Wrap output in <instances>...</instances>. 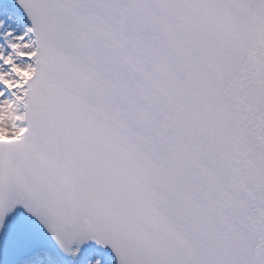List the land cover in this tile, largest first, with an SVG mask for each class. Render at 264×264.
Returning <instances> with one entry per match:
<instances>
[{"label": "snow or ice", "instance_id": "6c2138e0", "mask_svg": "<svg viewBox=\"0 0 264 264\" xmlns=\"http://www.w3.org/2000/svg\"><path fill=\"white\" fill-rule=\"evenodd\" d=\"M0 264H264V0H0Z\"/></svg>", "mask_w": 264, "mask_h": 264}]
</instances>
